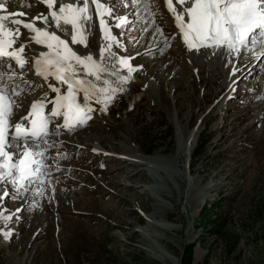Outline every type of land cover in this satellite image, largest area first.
<instances>
[{
    "label": "rangeland",
    "instance_id": "1",
    "mask_svg": "<svg viewBox=\"0 0 264 264\" xmlns=\"http://www.w3.org/2000/svg\"><path fill=\"white\" fill-rule=\"evenodd\" d=\"M154 1L158 20L147 26L141 23V27L136 23L138 31L137 27L132 29L127 38L130 42L123 41L130 50L121 48L128 57L139 56L135 57L139 63L133 68L143 65L136 71V77L133 75L136 89L120 93L118 101L109 105L107 115L91 113V126H81L92 132L88 136L90 144H83L87 137L78 127L52 135L50 139L58 136L63 143L71 140L70 136L74 141L60 145L54 140L60 153L56 159L59 170L54 168L53 172L61 182L59 189L52 194L53 185H47V195L35 197L39 213L33 211L30 216L31 192L25 195L26 210L19 216L30 219L22 220L21 227H10L16 233L19 231L17 237L6 241L0 236V264H173L151 243L168 247L179 258L175 259L178 264H183L189 243L194 244L192 264H264V62L260 59L264 53L252 63L264 43H258L250 53L242 50L246 57L239 66L250 68L248 71L242 67L238 72L240 88L236 92L232 83L230 89L236 94L230 95L225 77L231 65L228 69L223 67L227 59L211 70L206 53L192 58V52L184 47L182 37L170 25L174 17L170 18L163 10L162 0ZM11 2L17 4L18 0ZM37 5L38 12L45 11ZM121 8L122 4V12ZM143 28L148 30L140 33ZM163 28L168 29L166 33L155 36V29L163 31ZM175 33L176 39L169 41ZM154 37L175 48L171 51L167 46L160 52L148 48L159 44L152 42ZM113 51L120 54L119 49ZM201 58L205 59L203 64L199 62ZM29 71L30 67H25L20 77L24 83L30 82ZM44 85L47 83L43 80L41 88L30 85L35 89H27L26 94L35 97ZM21 103L18 102V109H25L26 103ZM99 113H104L103 106L99 107ZM19 115L22 114L16 117ZM184 126L188 129L198 126L200 135L191 166L185 164L183 157L182 171L167 158L162 159L166 170L161 161L133 165L115 160L129 147L127 142L139 146L138 150L144 154L166 157L175 150ZM97 136L104 139V153L114 158L91 152L92 142L96 148L101 146ZM54 156L56 153L51 155L52 159ZM101 163L106 167L100 168ZM160 168L167 178L154 175L162 171ZM137 171V177L132 178ZM181 173L184 177L179 181L177 174ZM157 176L161 182L155 184ZM153 185L163 190L162 197L156 198L159 191ZM31 188L35 190V186ZM62 195L66 196L63 201ZM203 196L209 204L217 203L212 207L216 222L209 226L200 216L205 205L200 204ZM50 200L57 202L59 216L56 209L52 216ZM75 200L82 202L77 205ZM22 206L18 201L14 208ZM201 221L205 224H200ZM172 223L178 226V231L162 228Z\"/></svg>",
    "mask_w": 264,
    "mask_h": 264
},
{
    "label": "snow or ice",
    "instance_id": "2",
    "mask_svg": "<svg viewBox=\"0 0 264 264\" xmlns=\"http://www.w3.org/2000/svg\"><path fill=\"white\" fill-rule=\"evenodd\" d=\"M37 2L46 4L51 10L49 15L38 14L28 19L25 12L0 14V158H2L0 181L8 185L7 188L0 185V223H4L5 227L8 222H14V218L18 219L23 211V208L14 210L7 208V201L18 200L23 204L25 195L31 192L32 198L29 201L31 206L35 202V197H42L48 191L45 185L49 182L54 166L45 162L46 153L56 149V156L53 158L57 159L60 155L59 145L43 143L49 135V123L52 118L63 115V127L69 132L79 125H85L91 119L90 114L95 111L88 102L95 100L97 104L103 105V111L106 113L108 105L116 99V94L124 91L120 85L128 83L131 74L143 68V65L133 68L130 65L132 57H117L116 53L110 51L107 56L104 53L113 45L125 47L121 38L126 40L130 35L131 25L136 23L130 17L140 15L138 9L144 0H131L133 11L123 17L114 9L120 4L128 7L124 0H113L110 5H106L102 0H74L62 2L58 9L55 8V0ZM90 4L95 6L99 16V27L103 30L105 39L109 40L105 48L100 50L97 59L88 52L78 53L70 46V43L84 44V40L71 35L73 30L79 33L85 27L89 31L92 28ZM165 4L182 33L188 51L199 55L201 49H207L211 55L220 58L231 57L225 62V67L231 64L230 78H234L240 71L239 65L243 61L242 49L250 53L255 50L258 43H264V0H165ZM3 8L4 5L0 4V9ZM109 20L113 21L112 26L126 31L110 35ZM37 21L43 26H37ZM22 29L26 32H22ZM22 35L24 40L20 39ZM32 41L35 45L47 49L40 51L35 59L36 75L45 80L54 77L58 85L48 84V88L57 93L53 99L48 100L45 97L47 103L53 105L49 116L43 115L46 107L43 101L33 103L31 112L35 118L31 119L30 126H27L25 121L28 117H22L21 121L16 123L10 120L14 103L12 98L23 90L22 86L7 84L4 81H12L15 78L14 74L23 73L27 60L22 54L25 53L26 42ZM17 44L18 48H14ZM156 51L160 52L163 49L157 48ZM260 59L264 62V55H261ZM124 65H129L127 75L117 71L118 67ZM35 83L33 79L23 87L31 90L30 85ZM232 83H235L234 79ZM61 86H66V94H60ZM231 86L230 84L229 87ZM80 93L86 103L78 102ZM61 109L64 110L63 113ZM10 130H14L11 139ZM58 132L61 135L65 134L57 127L52 130V135H57ZM97 151L93 149V152ZM13 156L19 158L18 163H12ZM55 167L59 170L58 166ZM105 167L103 163L100 164V168ZM33 183L37 185L34 191L31 188ZM55 191L53 187L51 193ZM0 236L6 241L10 240L13 238V231L0 228Z\"/></svg>",
    "mask_w": 264,
    "mask_h": 264
},
{
    "label": "bare ground",
    "instance_id": "3",
    "mask_svg": "<svg viewBox=\"0 0 264 264\" xmlns=\"http://www.w3.org/2000/svg\"><path fill=\"white\" fill-rule=\"evenodd\" d=\"M56 1H59V0H56ZM62 1H66V0H62ZM71 2H74V0H71ZM111 2L113 3V0H111ZM154 0H144V3L141 5V9L139 10V12L142 14V13H144L141 17L143 18V17H147L148 19L146 20V22L149 24V23H151L152 24V21L153 20H158L157 18L158 17H156L157 16V14H155L154 12L156 11L155 10V7H154ZM125 3H127L128 4V7H132V4L130 5V2L129 1H125ZM0 4H3L4 5V8L3 9H0V12H2V13H6V14H8V13H10V12H21V11H24L25 13H27V14H29L31 17H27L28 19H31L32 17H34V16H36V15H38V14H44V15H49V13H50V11H49V9L47 8V6H46V4H44V3H38L37 2V0H18V3L17 4H13L12 2H11V0H0ZM37 4H39L42 8L44 7V9H45V11H37L38 9H37V7L36 6H38ZM60 4H61V2H57L56 3V5H55V8L56 9H58V7L60 6ZM156 5H158V4H156ZM175 6H177L178 8H179V6L178 5H175ZM127 7V8H128ZM157 7V6H156ZM162 7H163V10L164 11H166L170 16V18L172 17L173 18V16H172V14L169 12V10L167 9V7H166V4H165V0H162ZM32 8H34L33 10H31ZM122 8H123V11H125L126 10V7H124L123 6V4H122ZM122 8H121V10H122ZM145 9H147V10H145ZM90 10H91V13H92V16L94 17V16H96V12H95V6L94 5H91L90 4ZM128 10V9H127ZM120 11V10H119ZM121 12V11H120ZM131 12V11H130ZM129 12V13H130ZM128 13V14H129ZM164 13V12H163ZM164 15V14H163ZM21 19H25V17H20ZM155 18V19H154ZM171 20V19H170ZM174 21V22H173ZM173 21L171 20L170 22H171V26L172 27H174L175 28V30H177V35H179L180 37H182L181 39H182V42H183V36H182V33H180V31H179V29H178V27H177V25H176V22H175V19L173 18ZM157 22V21H156ZM39 26H43L39 21H37L36 22ZM109 23L111 24V26L113 25V21H111V20H109ZM154 23V22H153ZM156 25V24H155ZM114 29H116V33L118 34V33H120V29L118 30V28H116V27H114V26H112ZM137 27V25H135L134 27H133V30H135V28ZM166 27V26H165ZM169 27V26H168ZM133 30L131 31V32H133ZM156 30V31H155ZM154 31H155V36H157V35H162V33H166V31L168 30V29H165V28H163V31L162 30H160V29H155ZM22 32H26V30H23L22 29ZM101 32V30H100V27H99V24H98V20L96 21V22H94V19L92 20V28H91V30L89 31V30H87V28L85 27L84 29H82L81 30V32H79L78 34H79V37H77V39H82V40H84V44H81V45H76V44H74L76 47H78V48H76V49H80V51L81 52H88V54H91L92 56H93V58L94 59H97L98 57H99V55H100V50H101V47H100V44H102V41H101V39H100V33ZM26 34H28V33H26ZM58 34H61V33H58ZM29 35V34H28ZM61 35H63V34H61ZM71 35H74V33H73V31L71 32ZM20 39H22V40H24V36L22 35L21 37H20ZM69 39H70V37H69ZM153 40H154V42H153ZM152 42L153 43H159V45H163L164 44V40H160L159 38H153L152 39ZM184 43V42H183ZM263 44V43H262ZM140 45V44H139ZM146 45V44H145ZM184 45L187 47V45L184 43ZM261 45V44H260ZM262 46H264V45H262ZM261 46V47H262ZM31 47H37L36 45H35V43L32 41V42H26V47H25V50H28L29 52H31ZM99 47V48H98ZM260 47V48H261ZM88 48H90V49H88ZM113 49L111 50H109L110 52H114L113 50H117L118 49V47L116 46V45H113V47H112ZM257 48H258V46H257ZM96 49H98V50H96ZM205 50L206 49H201V53H204L205 52ZM45 51H47V49L45 50ZM109 51H105V56H107L108 54H109ZM255 51V50H254ZM208 53H207V58L208 59H211V60H215L216 58H215V56H213V58H212V56H211V53H210V51L208 50L207 51ZM115 53V52H114ZM193 53V52H192ZM261 53H264V48H262L261 50H258L256 53H255V55H256V57L255 58H253L254 60L252 61V63H254L255 62V60H257L258 59V61H259V55L261 54ZM25 58H26V60L28 59V58H32V56H31V54L29 53V54H26V53H24V54H22ZM116 55H117V57H119V55L120 54H117L116 53ZM249 55V54H248ZM264 55V54H263ZM190 56V55H189ZM191 56H192V58H195V56L196 55H194V54H191ZM203 56V55H202ZM244 56L245 55H243V58H244ZM196 57H198V56H196ZM246 57V56H245ZM157 58V57H156ZM135 59H137V58H135ZM157 60H161V58H157ZM197 60V59H196ZM149 61H151V59L149 60ZM134 62V61H133ZM157 62H159V61H157ZM199 62L200 63H202V62H205L204 61V59L203 58H201V60L199 59ZM29 63V67H30V74H31V78H30V81H32L33 79H35V81H36V83H35V85H37L39 88H41L42 86H41V82H40V80H39V78H38V76L36 75V74H33V72H34V67H35V62H32V60L31 61H29L28 62ZM258 63V62H257ZM256 63V64H257ZM203 64V63H202ZM219 64V59H217L216 61H214V62H212L211 64H210V69L211 70H214L215 68H216V66ZM256 64H254V65H256ZM254 65L251 67V68H253L254 67ZM28 66H26V68H29ZM209 66V65H208ZM224 68H226V69H228L227 67H224ZM27 70V69H26ZM117 71L120 73V74H122V75H127L128 73H127V71H125V69H124V67L122 66V67H118L117 68ZM152 71H154V70H152ZM24 72V71H23ZM227 72H228V70H227ZM26 73V72H25ZM229 73V72H228ZM17 75L19 74V73H16ZM23 75V73L20 75V76H16L15 78H14V80H12V81H8V84H12V83H14V84H17V85H21L22 86V88H23V90L22 91H20L17 95H16V101L17 102H19V101H23V102H32V99L34 98V99H37V98H35V97H37V96H35V97H33L31 94V96H32V98L31 97H29L28 95L29 94H26L27 93V89H29L28 87H23V85L24 84H28V83H24V81L23 80H20V77ZM133 75L136 77V75H137V72L136 71H134L133 72V74H131V79L129 80V82L128 83H125V84H123V85H120V87L121 88H123V92L125 93V92H130V91H133V90H135L136 89V86L133 84V79H135V77H133ZM226 76H228V74L226 73ZM108 78H111V77H108ZM226 78V77H225ZM89 79H92V78H89ZM234 79V78H233ZM29 80V79H28ZM138 80V79H137ZM226 80V79H225ZM50 81L52 82V83H54V84H56V85H58V82L54 79V78H51L50 79ZM136 81V80H135ZM139 81V80H138ZM27 82V81H26ZM137 82V81H136ZM47 83V82H46ZM236 84V82L234 83V85ZM48 85V84H47ZM233 85V84H232ZM62 88L64 87V86H61ZM33 89H35V88H31V91L33 90ZM49 93V92H48ZM48 93H46L45 95H42L41 97H40V99H39V101L38 102H41V101H43L45 104H48L49 105V103H46V101L47 100H45V97H47V99H48ZM119 93H121V92H119ZM119 93H117L116 94V99L119 97L118 96V94ZM234 93V91H232V89H230V94H233ZM25 94H26V96H25ZM79 95V97H80V99H78V101H81V103H86L85 101H83L82 100V93H80V94H78ZM120 95V94H119ZM22 102V103H23ZM88 103H90L91 105L92 104H95V105H97V103L95 102V100H93V101H91V102H88ZM51 105V104H50ZM26 107H24L25 109H21L22 111H25V112H27L28 111V109H29V104H27L26 103V105H25ZM110 108H111V106L108 108L107 107V110L109 111L110 110ZM169 113H171V111H169ZM105 114L106 113H104V114H100V116H102V115H104L105 116ZM91 115V114H90ZM107 115V114H106ZM47 116H49V114H47ZM22 117H23V115H19L18 117H16V114H14L13 115V117H12V115H11V117H10V120H11V122L12 123H16V122H19V121H21V119H22ZM26 117H29V115H27ZM92 117V116H91ZM15 118V119H14ZM93 118V117H92ZM107 118V117H106ZM173 119V118H172ZM52 120L53 121H57L58 120V117H56V118H52ZM91 121H93V120H88L87 122H86V124H85V126H88V125H90L91 126ZM172 121H174V119L172 120ZM81 126H83V125H79V126H77L78 127V129H81V130H83V135H84V138H85V136L87 137V138H85V140H84V142H83V144H85V143H88V144H90V141H91V139L88 137V136H92V132L91 131H88L86 128L84 129V127H81ZM58 127V130L59 129H66V128H64V127H61V126H54V125H51V126H49V131H50V137H49V141L46 143V144H49V143H55V139H56V141L58 140V142H60V145H65V143H67V142H74L73 140H72V137L73 136H70V139L71 140H65V142L63 143V142H61V138L60 137H54V138H52V139H50L51 137H52V130L54 129V128H57ZM185 127V126H184ZM75 130H77V129H75ZM74 130V131H75ZM65 131V130H64ZM181 135H179L180 137H179V139H178V142H177V145H176V148H175V150L173 151V153H170V154H168V155H166V157H163V156H165V155H158V154H155V155H148V154H144V153H142L141 151H139L138 150V148H139V146H137V148H136V146L134 147L133 145H131L130 143H128L127 141V144H129V147H127V148H125L124 149V151H123V153H122V157L121 158H115V160H118L117 161V163H128L129 162V164H133V165H145V163L146 162H156V164H157V162L158 161H161V165L164 167V160H162L163 158H167V160H170V161H172V163H174V165L176 166L177 165V167H178V169H179V171L181 170V168H182V166H181V162H182V160L184 159L183 157H185V164L188 162V166L190 167L191 166V158H192V154H193V152H194V150H195V147H196V143H198V138H199V133H200V129H199V127L198 126H195L193 129H188L187 127H185L184 129H181ZM14 132V130H10V133H9V139H11V135H12V133ZM77 136V135H76ZM96 138H98L99 139V143L98 144H100L101 146L99 147V148H96V147H94V148H92L91 147V152L95 155V156H98V155H101V156H110V154H108V153H104V151H103V148H106L104 145H103V137H101V136H97ZM62 141H64L63 139H62ZM98 141V140H97ZM94 143V142H93ZM96 143V142H95ZM86 145V144H85ZM99 146V145H98ZM128 146V145H127ZM93 149H96V150H98L97 152H93ZM9 151H11V149H8ZM108 150V149H107ZM49 154L50 155H52V154H54V153H51V152H47L46 153V157H48L49 156ZM105 154H107V155H105ZM110 157H112V156H110ZM109 158V157H108ZM112 158H114V157H112ZM183 158V159H182ZM1 160H2V158H1ZM166 160V159H165ZM47 164H49V165H52V166H54L53 168H52V171H51V175H50V177H49V182L48 183H46V185H45V187H47V185H53V187L55 188V189H57L58 188V185L61 183L59 180L57 181L56 179H55V174L53 173L54 172V168H56L55 166H57L59 163L57 162V160L56 159H52V157H51V159H46V161H45ZM12 163H18V161H16V160H12ZM159 163V162H158ZM147 165V164H146ZM140 167V166H139ZM146 167V166H145ZM69 168V167H68ZM125 168H126V166H125ZM165 168V167H164ZM143 169V168H142ZM119 170H124V169H122V168H119ZM156 170H159V169H156ZM160 170H162V171H160V172H154V175H156V174H158V175H162V176H164V178H167V176H166V172L165 173H162L163 172V168H160ZM165 170H166V168H165ZM116 171H118V170H116ZM144 171V170H143ZM182 171V170H181ZM127 172V171H126ZM128 173V172H127ZM129 173H131V172H129ZM143 173V172H142ZM142 173H140L139 175L141 176V177H143V174ZM183 173V172H182ZM177 174V177H178V180L179 181H182L183 180V174ZM117 174V173H116ZM133 174V175H132ZM131 175H132V178H135V177H137L136 175H138V171L137 172H134V173H132ZM128 175V174H127ZM120 176V175H119ZM134 180V179H133ZM156 181L154 182L155 184L156 183H160L161 181H159L158 180V176H157V179H155ZM109 181V180H108ZM107 182V181H106ZM121 182V181H120ZM136 183V182H135ZM118 184H119V181H118ZM154 186V190L155 189H158V191H159V193L157 192L156 193V198H158V196L157 195H159V196H163L162 195V191L160 190V188H158V186L157 185H153ZM37 187V185H35V188ZM52 188V187H51ZM33 189V188H32ZM48 189V188H47ZM59 189V188H58ZM51 190V189H50ZM153 190V191H154ZM59 191V190H58ZM207 191V190H206ZM60 192V191H59ZM50 193V192H49ZM54 193H56V192H54ZM54 193H52V194H54ZM170 193V192H169ZM206 194V193H205ZM31 195V194H30ZM29 195V196H30ZM47 195V193H45V195L44 196H46ZM77 195V194H76ZM75 195V196H76ZM43 197V196H42ZM41 196H38V198H42ZM44 198V197H43ZM51 201V200H50ZM84 201V200H83ZM207 201V197L206 196H203L202 198H200V204H202V203H205ZM81 202L82 201H80V200H75V203L77 204V205H80L81 204ZM199 203H197V205H200ZM196 207V206H195ZM200 209V208H199ZM165 210V209H164ZM167 214V213H166ZM16 219H14V221H15ZM21 223V222H20ZM165 225V224H164ZM167 225V224H166ZM27 226V225H26ZM10 227H12V225H10V226H7V228H6V230H8V229H10ZM164 230H170V231H172V232H175L177 229H178V226H176L174 223H172V224H169V226H163L162 227ZM147 229V228H146ZM12 231H13V236L16 234V232L14 231V229H11ZM16 230V229H15ZM178 231V230H177ZM193 239V238H192ZM143 241H144V239H143ZM151 246L155 249V250H157V251H160L161 252V255L163 256V257H165V259L167 258L168 260H169V262H171V263H175V264H178L179 262H178V260H179V258L178 257H176L175 258V254H174V252H171V251H169V249H167V248H163L164 246H158V245H156V244H152L151 243ZM168 246V245H167ZM166 247V246H165ZM175 259H178L177 261L175 260ZM168 260H166V261H168ZM14 262V261H13Z\"/></svg>",
    "mask_w": 264,
    "mask_h": 264
},
{
    "label": "trees",
    "instance_id": "4",
    "mask_svg": "<svg viewBox=\"0 0 264 264\" xmlns=\"http://www.w3.org/2000/svg\"><path fill=\"white\" fill-rule=\"evenodd\" d=\"M203 141H204V139H203ZM213 205H217V203L213 202V204H209V203L205 204V206L203 207V209L200 212L201 213L200 216L205 220L206 224L203 221H201L200 224L204 223L205 225H207V223H208L207 226H209L212 223L216 222V219L213 217V215L215 214V212H214V210L212 208ZM192 246H194L193 243H189L187 245V247H186L187 249H186V251H185V253L183 254V257H182V263L183 264H192V251H193L192 250V248H193Z\"/></svg>",
    "mask_w": 264,
    "mask_h": 264
}]
</instances>
